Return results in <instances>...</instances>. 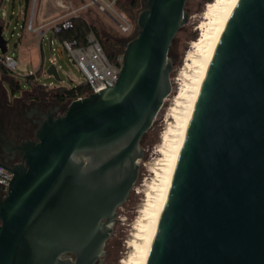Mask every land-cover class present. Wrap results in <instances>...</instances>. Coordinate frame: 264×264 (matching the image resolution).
I'll use <instances>...</instances> for the list:
<instances>
[{"label": "water", "instance_id": "obj_1", "mask_svg": "<svg viewBox=\"0 0 264 264\" xmlns=\"http://www.w3.org/2000/svg\"><path fill=\"white\" fill-rule=\"evenodd\" d=\"M186 3L146 0L117 83L49 109L20 146L25 165L9 169L0 201V264H102L172 93ZM47 74L60 81L55 63ZM146 264H264V0H238L221 33Z\"/></svg>", "mask_w": 264, "mask_h": 264}, {"label": "rangeland", "instance_id": "obj_2", "mask_svg": "<svg viewBox=\"0 0 264 264\" xmlns=\"http://www.w3.org/2000/svg\"><path fill=\"white\" fill-rule=\"evenodd\" d=\"M72 3L79 4L78 0H71ZM91 0H82L87 4ZM214 0H187L186 11L189 14L187 23L177 33L170 52V59L173 63L171 72L172 93L165 101V104L159 112L152 129L146 134L142 140V148L145 150V157L140 162V174L137 184L131 193L130 199L118 209V221L114 225L113 236L106 244V254L103 257L102 264H121V260L125 258L129 250V240L133 231L135 219H137L141 203L144 200V191L147 189V184L154 176L151 173L150 165L159 157L158 146L161 142L162 133L167 128L170 119V108L175 105V98L183 89L182 71L185 68L186 57L191 50L193 41L198 40L201 34L200 26L203 21L204 12L208 3ZM2 2L0 8V19L3 20L4 30L3 35L7 41L8 54L14 55L18 59V69L15 75L9 73L7 76H13L18 82L19 89L13 90L9 82L5 83V88L11 98L18 99L25 92L32 90L34 85H44L48 88H67L72 89L85 82L83 74L79 68L70 60L68 54L61 50L58 44L53 48L50 46L51 32L49 28H45L46 36L42 39L40 32L33 33L26 29V24L30 20L32 14L31 0L27 8L26 0H0ZM146 4L145 0H138L137 8H130V0H121L119 9L124 11L131 21L135 24L134 30L129 34H124L120 31L116 21L107 14H97L94 11L88 17L91 24L96 27L100 40L104 43V48L110 52L121 50L127 44V41L135 35L137 31V19L142 9ZM40 8V0L37 1L34 9V27L45 24L47 19L38 20ZM94 8V7H93ZM6 11L7 17L3 18L2 13ZM64 12V11H62ZM133 33V34H132ZM132 34L131 36H129ZM128 36V37H127ZM119 41L120 46L117 44ZM35 45L36 53L32 55L30 52L27 55V46ZM114 49V47H116ZM27 48V49H26ZM36 60H43V69L36 76V80L28 79L30 71H36L38 63ZM56 64L60 81H57L53 76L47 74V69L53 64ZM3 72L0 70V76ZM27 94H25L26 96ZM169 118V119H168ZM148 182V183H147Z\"/></svg>", "mask_w": 264, "mask_h": 264}, {"label": "bare ground", "instance_id": "obj_3", "mask_svg": "<svg viewBox=\"0 0 264 264\" xmlns=\"http://www.w3.org/2000/svg\"><path fill=\"white\" fill-rule=\"evenodd\" d=\"M237 1L214 0L206 6L203 21L198 26L201 30L200 37L193 41L185 59V68L181 75L183 89L175 98L173 108H170L169 115L172 121L162 133L158 146L159 157L150 165L154 176L149 183L147 182L145 197L134 222L128 242L130 252L121 260V264H146L197 94L221 33Z\"/></svg>", "mask_w": 264, "mask_h": 264}, {"label": "built area", "instance_id": "obj_4", "mask_svg": "<svg viewBox=\"0 0 264 264\" xmlns=\"http://www.w3.org/2000/svg\"><path fill=\"white\" fill-rule=\"evenodd\" d=\"M37 1L38 0H33L31 3L32 14L30 20L26 24V29L33 33L40 32L42 39H44L46 36L44 29L46 27L49 28L51 32V37L49 39L51 48H53L55 44H58L61 50L65 51L70 60L79 68L84 76V84L88 89V93L76 99H82L90 93H99L101 90L108 88V86H114L122 70L125 48L115 51L111 56L104 48L100 38L95 32L89 33L84 45H80L76 40L59 41L54 36L60 34L62 31L73 28L71 18L74 16L83 17L89 7L96 8L99 14H107L114 20L117 18L119 21L116 22L120 31L124 34L131 33L134 30L135 24L124 11L119 9L121 0H91L89 3L75 9L67 4L66 0H50L55 6L64 11H69V13L39 25L38 27H34V9ZM2 16L3 18L7 17L6 11H3ZM4 25L5 24H3V29ZM0 64L13 75H15L19 66L18 59L14 55H9L8 52L5 54L0 52ZM36 74V71H30L29 77H34ZM12 178V172L0 166V186L6 193L9 190V184Z\"/></svg>", "mask_w": 264, "mask_h": 264}, {"label": "flooded vegetation", "instance_id": "obj_5", "mask_svg": "<svg viewBox=\"0 0 264 264\" xmlns=\"http://www.w3.org/2000/svg\"><path fill=\"white\" fill-rule=\"evenodd\" d=\"M133 1L135 0H130V3ZM118 45L120 46V43ZM116 48L117 46L114 47ZM67 103H59L44 94H23L18 99L11 98L5 87L0 84V164L8 170L25 165L23 157L20 156V146L26 141L35 140L38 123L49 109ZM63 112L61 108L57 114L61 115ZM6 196L7 193L0 186V201Z\"/></svg>", "mask_w": 264, "mask_h": 264}, {"label": "crops", "instance_id": "obj_6", "mask_svg": "<svg viewBox=\"0 0 264 264\" xmlns=\"http://www.w3.org/2000/svg\"><path fill=\"white\" fill-rule=\"evenodd\" d=\"M78 2H80L79 4H75L72 3L71 0H66V3L69 4L72 8H79L83 5H85V3L82 2V0H78ZM64 10L58 8L57 6H55L50 0H40V8H39V16H38V20H44L45 18L47 19V22L49 21H52L58 17H61V16H64V15H67L69 13V11H64ZM95 12L97 14H99L96 10V8H93V7H89L87 9V11L85 12V14L83 15V17L89 22L91 23V20L88 18L90 16V14H92V12ZM46 22V23H47ZM29 48V49H27ZM27 55L28 53L30 52L32 55H35L36 53V49H35V45H31L30 46H27ZM34 62H37L38 64L36 66H38V68L36 69V72L37 74L34 76V77H29L28 76V79L32 80V81H35L36 80V76L42 71L43 69V60H35L34 59ZM2 71V70H1ZM3 72V71H2ZM6 74H9L8 73H5L3 72V75L0 76V84H2V86L5 87V83L6 82H11V79L13 76H7ZM19 86H17V88H13V90H18ZM61 88V87H58V88H48V86H44V85H34L32 90L29 91V92H25L24 94H31V95H34V94H44L47 98L49 99H54L57 101V98H56V95H57V91L58 89ZM6 89V88H5ZM59 102V101H58Z\"/></svg>", "mask_w": 264, "mask_h": 264}, {"label": "trees", "instance_id": "obj_7", "mask_svg": "<svg viewBox=\"0 0 264 264\" xmlns=\"http://www.w3.org/2000/svg\"><path fill=\"white\" fill-rule=\"evenodd\" d=\"M27 2V8L30 6V2L31 0H26ZM137 3L138 0L133 1L132 3H130V8L132 10L137 8ZM1 4L2 2H0V8H1ZM72 22H73V28H71L70 30H65L62 31L60 34H56L54 37L59 40V41H63V40H76L78 41V43L80 45H84L86 43V39L87 36L89 35L90 32H95L98 37L99 34L97 32L96 27H94L91 23H89L85 18L81 17V16H74L71 18ZM0 26H3V20L0 19ZM102 42V40H101ZM119 43V42H118ZM117 43V44H118ZM102 44H104L102 42ZM8 47V46H7ZM172 48V46H171ZM171 52V50H170ZM111 56L114 53H110L108 52ZM0 70H2L5 73H8V71L0 64ZM88 93V89L85 86V84H80L72 89H67V88H59L57 91V95L56 98L59 101V103H63V102H71L72 100H75L76 98L80 97V96H84Z\"/></svg>", "mask_w": 264, "mask_h": 264}]
</instances>
